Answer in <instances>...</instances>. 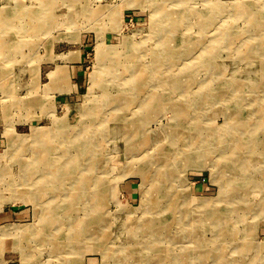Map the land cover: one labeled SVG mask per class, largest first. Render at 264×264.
<instances>
[{
	"label": "rangeland",
	"instance_id": "obj_1",
	"mask_svg": "<svg viewBox=\"0 0 264 264\" xmlns=\"http://www.w3.org/2000/svg\"><path fill=\"white\" fill-rule=\"evenodd\" d=\"M0 18V225L11 223L0 226V264L24 258L7 226L33 232L21 241L30 264H264V0H0ZM78 49L85 76L64 107L49 92L71 86L55 60ZM132 112L135 146L125 150L122 132L110 129L133 122ZM86 127L99 147L85 153L77 198L94 207L97 183L100 211L58 213L37 238L62 202L49 192L48 213L35 218L33 203L17 198L35 193L24 171L29 185L35 168L80 154L73 138ZM24 210L20 221L1 219ZM91 215L101 225L86 232ZM76 222L81 242L102 238L91 253L54 247Z\"/></svg>",
	"mask_w": 264,
	"mask_h": 264
},
{
	"label": "bare ground",
	"instance_id": "obj_2",
	"mask_svg": "<svg viewBox=\"0 0 264 264\" xmlns=\"http://www.w3.org/2000/svg\"><path fill=\"white\" fill-rule=\"evenodd\" d=\"M19 9V8H18ZM22 9V8H21ZM20 10V9H19ZM16 11V10H15ZM21 11V10H20ZM25 11V10H24ZM12 12V11H11ZM27 12V11H26ZM13 13V12H12ZM11 13V14H12ZM15 13V12H14ZM22 14V13H21ZM28 14V13H27ZM6 15V14H5ZM5 17H8V15H6ZM12 18V17H10ZM1 19V18H0ZM42 18L40 17L39 20H41ZM7 20V19H6ZM10 20V19H9ZM42 21V20H41ZM4 22V19L3 21ZM5 23V22H4ZM13 23V22H12ZM40 25V24H39ZM42 25V24H41ZM1 26V25H0ZM22 26V25H20ZM38 26V25H37ZM6 27V26H5ZM16 27V26H15ZM41 27V26H40ZM42 29V27H41ZM16 38V37H15ZM116 47V45H114ZM128 46V45H127ZM117 54V53H116ZM100 56V54H98ZM121 55V54H120ZM102 56V55H101ZM258 57V56H257ZM101 59V58H99ZM116 61V60H115ZM119 61V60H118ZM102 62L103 60H99L98 62V65H102ZM117 63V62H116ZM123 63V62H122ZM122 63L120 62V65H122ZM104 66V65H103ZM262 67V66H261ZM132 70V69H131ZM141 73V71H139ZM142 74H140L141 76ZM94 82V81H93ZM144 89V88H143ZM142 89V91H143ZM137 93V92H136ZM121 98V97H119ZM108 99V100H107ZM113 99H116L113 97ZM117 100V99H116ZM118 101V100H117ZM115 100H112V99H109L108 97L106 98V103H109V102H112L111 104H114V102H117ZM129 101V100H128ZM144 101V100H143ZM131 101L127 102L124 101L123 103L119 104V108L118 109H122V111H127V107H125L124 105H127L129 104ZM104 103V102H103ZM134 103V102H133ZM102 104V103H101ZM116 104V103H115ZM104 105V104H103ZM121 105V106H120ZM144 104H141V106L139 107L140 110H144L142 109V106ZM81 106V105H80ZM156 106H159V101L157 102V98L155 99V101L153 102V110H157V108H155ZM110 107V106H108ZM118 107V106H117ZM147 108V106H146ZM81 109V108H80ZM111 109V108H110ZM114 110V109H113ZM147 110H149V108H147ZM106 111V110H105ZM110 111V110H109ZM107 111V112H109ZM92 112V111H91ZM156 112V111H155ZM94 113V112H93ZM133 113V112H132ZM85 115V113H84ZM82 116V115H81ZM93 116V115H92ZM106 116V115H105ZM116 117V116H114ZM96 118V117H95ZM110 118V117H109ZM134 119L133 122H126V123H122V124H117L116 125L114 124V126L111 127L110 130H113L115 129L114 131H116L117 133L119 132H122V135L124 136V145H125V150H129L131 149L132 147H134V143H132V139H127L128 137L130 138V135L134 132L135 133V130H136V119L138 118L137 115H135L134 113L132 114V117L130 119ZM74 119V118H73ZM73 119H70V121H72ZM92 119V118H91ZM68 121V122H70ZM79 119H75V122H78ZM82 121V120H81ZM131 121V120H130ZM101 122V121H100ZM93 123V122H92ZM143 123V121H142ZM99 124V123H98ZM97 124V125H98ZM92 126V125H91ZM97 127V126H96ZM79 128V127H78ZM86 129V130H85ZM84 131H77V134L75 136L74 141H75V145L82 148L83 150L80 152V154H78L77 156H72L71 159L66 157V159L64 158L60 164V168H56L54 167V165L56 163H58L63 157H56L55 159L53 158V161H48L47 162V165L50 166L51 168H46V167H43V168H35L32 172L31 175V178H30V183L29 185L28 184H25V181H27V179L30 177V175L28 177H26V172L28 170H25L23 173V177L21 178L23 181L22 183L24 182V185H27V186H31L32 190H34V194H29L27 192H19L21 193L20 195L17 196L18 199H21V200H24V201H28V202H31L33 203L34 205V211L35 212V218H39V217H42L43 214H47L48 213V207H50V203L49 204H45L46 202H44V199L45 197H47L49 195V192H52L51 194L53 195H57L58 198H60V201L62 203H60L58 205V207H56L55 209H52L50 208L49 211H52L54 212V214H48L46 218H42V223L40 224L39 228L42 226L43 227V233L42 231L39 232V234H37V238H43L44 236H46V233L47 231L45 230V228L48 226L47 224L49 222H53L55 219H57V216H58V213H59V216L60 217H64L65 215L68 216L69 215H72V212H74L75 209H80L82 208V211L84 212L85 210H93V211H100V204H99V200H100V194H99V185L96 183L94 186H95V189L97 190L98 188V192H96V195L94 196L93 199H91V201L93 200L95 202V205H93L94 207H90V209H88L87 207L84 208L82 205L84 204L85 201H83L84 199L82 197L80 198H77L78 197V190H79V183H80V180H84V176H85V167L87 166V169L86 171L89 172V167H90V158H89V155H86L85 156V153H87L88 149H89V146L92 145L94 146L93 148H98L99 147V141L96 140V135H97V132H94L95 130H92L90 129L89 127L85 128ZM36 130H38V133L36 134L35 136V139L37 141V144H41V147L43 148L45 146V144L43 143L44 141V137L45 136H42V134H44L42 131L39 132V129L36 128ZM103 131V130H102ZM175 131V130H174ZM37 132V131H35ZM35 134V133H34ZM74 134V135H75ZM86 134L88 136H86ZM109 134V133H108ZM109 136V135H108ZM196 137V135H195ZM57 138V137H55ZM107 138V137H106ZM54 139V136H50L49 135V141L52 142V140ZM70 138V140H73ZM47 140V141H48ZM56 140V139H55ZM61 141V140H60ZM57 142V141H55ZM59 142V141H58ZM64 142V141H63ZM66 142V141H65ZM69 142V141H68ZM72 142V141H71ZM48 143V142H47ZM70 143V142H69ZM67 144V143H66ZM36 145V144H35ZM50 145V144H49ZM229 145V144H228ZM38 146V145H37ZM49 147V146H48ZM37 149V148H36ZM47 149V148H46ZM50 149V148H49ZM41 150V149H39ZM37 151V150H36ZM60 152V151H59ZM90 152V151H89ZM249 152V151H248ZM37 153V152H36ZM90 154V153H89ZM91 156H93L94 158L97 157V154L96 153H93L91 154ZM231 159H229L228 161L232 164V165H235L238 167H243V163L245 162H241L240 160V157H235L233 159L232 156H230ZM41 159V154H36V159ZM252 157H250L249 161H248V158H247V162H248V168L251 169L253 167V164L255 163V160H252L251 159ZM39 159V161L36 160V166H40L42 164L41 160ZM47 161V160H46ZM97 161V160H96ZM24 163V162H23ZM57 165V164H56ZM42 167V165L40 166ZM234 167V166H232ZM56 168V169H55ZM28 169V168H27ZM32 168H30L31 170ZM55 169V171H53ZM53 171V172H52ZM52 172V173H51ZM70 172V174H69ZM29 173V174H30ZM98 176V175H97ZM143 176V175H142ZM144 177V176H143ZM67 179L70 184L68 183H64L63 180ZM95 181V180H94ZM250 183V182H249ZM248 183V184H249ZM100 184V183H99ZM18 185V183H17ZM21 185V184H20ZM70 185V187L68 188V186ZM16 186V185H15ZM81 186V184H80ZM36 190V191H35ZM87 190V189H85ZM89 190V189H88ZM91 190V189H90ZM95 190V191H96ZM20 191V190H19ZM84 191V190H83ZM85 192V191H84ZM83 192V193H84ZM11 194V193H10ZM248 194V193H247ZM10 196V195H9ZM15 196V195H14ZM51 197V196H50ZM145 197V196H144ZM145 200V199H143ZM153 200V199H152ZM43 201V202H42ZM98 202V203H97ZM90 204V203H89ZM144 205V210L146 209V207L148 206L147 205V202L143 203ZM168 204V203H167ZM87 206V205H86ZM149 207V206H148ZM155 207V206H154ZM157 207V206H156ZM152 208V207H151ZM46 209V210H44ZM153 209V208H152ZM158 209V208H157ZM91 215L89 217V222H87V224H84V229L85 231H89L91 232L92 230V227L93 225H96V226H100L101 225V220L102 219H99L97 216H93ZM219 216V215H218ZM70 217V216H69ZM86 217V216H85ZM71 218V217H70ZM88 218V217H87ZM193 218V217H192ZM195 218V217H194ZM189 220V219H188ZM56 221V220H55ZM59 221V220H58ZM190 221V220H189ZM220 221V220H219ZM223 221V220H222ZM85 223V221H84ZM222 223V222H221ZM45 224L47 226H45ZM59 224V223H58ZM70 224V223H69ZM83 224V222H82ZM128 224V222H127ZM133 224V223H132ZM73 225V224H72ZM129 225V224H128ZM75 226V225H74ZM79 226V223L76 222V226L75 227H72L71 229H69V233L67 235V237H65V240L64 242L63 241H60L58 239V241L55 242L54 244V247H56L55 245L56 244H59L60 248L61 247H66L69 249V251H71L72 253V250H73V253L72 255H77V256H81L83 254H86V253H91L92 251V245H90L89 243H91L93 240H97V241H102L99 237V235H97V239H96V235L95 236H90V238H87V239H82V242L80 240H78V238H75V235H78V227ZM7 227H10L8 230L10 232H15L17 235H15V239H18L17 241V246L20 247V251H21V254L22 256L24 257L22 259V264H30V257L28 254H25V257L24 256V253H27V252H24L23 250L24 247L22 246L21 244V241H22V238L23 239H26L27 240V236L29 237L30 235L33 234V232H29L28 233V230L26 229H21L19 228V226H7ZM31 227V226H30ZM56 227V226H55ZM68 227V226H67ZM27 228V227H25ZM32 228V227H31ZM34 230V229H32ZM35 231V230H34ZM135 231V230H134ZM137 231V230H136ZM84 232V231H83ZM153 232V231H152ZM226 232V231H225ZM80 233V232H79ZM134 233V232H133ZM220 233V232H219ZM222 233V232H221ZM29 234V235H28ZM195 234V233H194ZM230 234V233H229ZM3 235V234H2ZM55 235V234H54ZM82 235V234H81ZM122 235V234H121ZM196 235V234H195ZM5 236V235H3ZM59 236H60V233H59ZM127 236V235H126ZM224 236V234H223ZM25 237V238H24ZM131 240H137L136 236H133L130 238ZM225 240V238H223ZM51 240V239H50ZM54 240V238H53ZM233 240V239H232ZM46 241V240H45ZM54 242V241H52ZM86 243V244H84ZM129 244V243H128ZM145 242H140V247H144L145 246ZM68 245H72L73 249H71L70 247H67ZM219 245V244H218ZM58 246V247H59ZM129 247V245H128ZM155 247V246H154ZM129 249V248H128ZM221 250V249H220ZM156 251V250H155ZM210 251V250H209ZM208 251V252H209ZM134 255V254H133ZM187 256V255H186ZM135 257V256H134ZM137 257V256H136Z\"/></svg>",
	"mask_w": 264,
	"mask_h": 264
},
{
	"label": "crops",
	"instance_id": "obj_3",
	"mask_svg": "<svg viewBox=\"0 0 264 264\" xmlns=\"http://www.w3.org/2000/svg\"><path fill=\"white\" fill-rule=\"evenodd\" d=\"M76 54L77 55H74V56L71 55V54L68 55V56H64V55L60 54L58 57H56V60H55V61H57L61 65L58 64V65L54 66V69L57 66L58 67H63V69L65 70L66 74H68V77H69L71 86H70L69 93L59 94V93H57L56 91H54L52 89L49 92H53V93L57 94L58 97H60L58 99L60 101L59 103L60 104H64V107H69L67 102L69 100H71L74 95L75 96L79 95L80 89L82 87L81 80L85 76L84 70H83V66H81V64H80L81 63V60H82L81 51L78 49V51L76 52ZM62 57H68V58L65 59V61H63L62 60ZM54 69H52V70H54ZM52 70H50V71H52ZM50 71H47L45 73V75L47 77V82L45 84H47V83L50 82L49 81V77L47 75ZM45 84L43 85V88H44ZM58 89L59 90L61 89L60 86H59ZM28 92H30V91H28ZM33 107L35 108V106H33ZM1 112H3V110ZM4 113L5 112H3V117H4ZM200 186H201V184H200ZM26 212H27V210L26 211L25 210L24 211H18V213H14V212L11 213V211H6V212H4V215H3V217L1 219H8V218L13 219V216H15V220L17 222L18 220L20 221L21 218H26V216H27V213ZM4 225H11V223L3 224V225H0V226H4Z\"/></svg>",
	"mask_w": 264,
	"mask_h": 264
}]
</instances>
